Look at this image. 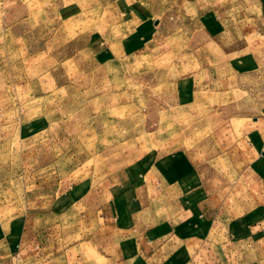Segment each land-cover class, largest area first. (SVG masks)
Returning a JSON list of instances; mask_svg holds the SVG:
<instances>
[{"label": "rangeland", "instance_id": "1", "mask_svg": "<svg viewBox=\"0 0 264 264\" xmlns=\"http://www.w3.org/2000/svg\"><path fill=\"white\" fill-rule=\"evenodd\" d=\"M139 2L0 0V264H111L59 233L50 202L60 179L93 183L149 154L220 187L226 221L262 203L257 186L231 204V154L264 118V0ZM134 8L151 42L103 61L113 16Z\"/></svg>", "mask_w": 264, "mask_h": 264}, {"label": "crops", "instance_id": "2", "mask_svg": "<svg viewBox=\"0 0 264 264\" xmlns=\"http://www.w3.org/2000/svg\"><path fill=\"white\" fill-rule=\"evenodd\" d=\"M143 1L138 3L142 9ZM135 9L113 16L115 27L105 40L116 47L103 61L122 58L151 42L154 30L146 23L149 17ZM139 23L142 27L135 30ZM96 42L89 48L94 53ZM242 133L231 154L232 160L240 162L233 166L231 204L245 206L241 199H254L257 194L251 193L257 186L262 203L239 216H227L228 221L224 217L228 206L217 203L224 197L223 190L213 191L200 175L185 180L176 160L163 154L145 155L93 183L58 180L61 191L47 213L60 223L56 228L61 235L64 230L78 231L111 264H264V118ZM56 147L62 159L61 142ZM72 162L68 165L74 167ZM69 216L73 219L60 220Z\"/></svg>", "mask_w": 264, "mask_h": 264}]
</instances>
